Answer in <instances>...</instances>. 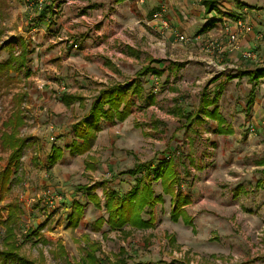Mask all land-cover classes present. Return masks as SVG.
Listing matches in <instances>:
<instances>
[{
    "label": "rangeland",
    "instance_id": "obj_1",
    "mask_svg": "<svg viewBox=\"0 0 264 264\" xmlns=\"http://www.w3.org/2000/svg\"><path fill=\"white\" fill-rule=\"evenodd\" d=\"M5 2L7 5L0 17L4 28L1 40L22 37L33 50L28 63L30 76L11 71L14 81L0 87V131L2 122L17 108H22L25 124L19 127L16 136L31 138L23 148L21 167L13 169V180L0 200L2 218L6 216L2 208L7 203L19 207L15 236L21 253L33 264H78L81 257L79 244L83 246L89 240L99 242L100 251L96 254L102 264H108L106 256L111 257L120 248L125 250L128 264L135 261H150L152 264L255 261V264H264V176L256 179L261 169L254 168V164H261L264 160V131L263 125L252 119V105L246 107L247 101L254 97L249 86L238 81L230 89L232 95L228 96L225 88L229 85V78L219 88L211 84L209 89L210 78L203 84L196 80L188 82L181 76L174 79L175 72H179L181 64L186 61L183 47L190 44L178 40H173L175 46L170 52L164 53L158 47L156 61L152 64L170 62L172 79L166 81L165 76H149L144 69L153 57L147 48L138 51L131 47L138 37L139 24L134 17L139 14L131 13L126 4L124 17L118 22L122 35L114 39L109 48L118 50L121 47L122 56L117 59L119 65L116 54L111 52L102 55L107 72L88 68V65L73 68L55 62L54 68L50 69L42 57L37 59L36 56L40 45L48 51L51 43L48 44L45 36H34L40 30L41 14L48 1L38 14L40 21L35 25L34 9L28 8L24 0ZM152 14L150 18L155 19ZM145 27L150 32L151 27ZM82 37L77 36L75 40ZM143 39L147 37L143 35ZM71 43L75 45L74 40ZM7 55L6 51L1 52L0 59ZM172 63L175 65L171 67ZM208 70L204 69V72ZM117 84L129 86V91L135 89L143 109H134L132 104V114L123 122L100 120L101 128L90 139V149L83 154L70 153L68 144L76 138L73 124L84 117L90 119L89 112L101 88ZM63 95L78 99L65 103L61 99ZM150 96L159 106L158 110L145 107V98ZM135 97L130 94L128 98L132 101ZM214 98H217L216 102L206 108L202 106L203 99L211 101ZM214 106L225 119L223 128L229 125L232 132L217 129L216 122L205 116L204 110ZM261 119L264 120V116ZM150 124L151 130L148 129ZM133 127L136 130L128 132ZM52 146L62 148L63 154L50 165L46 157ZM166 146L169 155L174 156L180 179L176 198L189 199L184 208L190 222L171 218L174 199L161 192L158 180H152L155 193L162 194L163 198L152 208L154 222L151 228L133 229L128 236L119 230H108L107 224H103L99 231L94 230L92 222L99 215L106 216L104 191L123 193L135 182L134 177L119 174V171L133 167L137 161L159 157ZM10 152L0 147V172L9 162ZM87 160L95 167L85 169ZM157 162L155 159L154 164ZM92 183H95V191L100 197V208L94 206L85 192L77 189L79 185ZM73 201L83 205V215L78 226L71 229L66 224ZM147 212L143 213L145 218L149 217ZM41 223L43 228L37 229ZM34 230L36 235H31ZM3 235L0 224V248Z\"/></svg>",
    "mask_w": 264,
    "mask_h": 264
},
{
    "label": "crops",
    "instance_id": "obj_2",
    "mask_svg": "<svg viewBox=\"0 0 264 264\" xmlns=\"http://www.w3.org/2000/svg\"><path fill=\"white\" fill-rule=\"evenodd\" d=\"M48 3L50 9L45 11L40 21V30L34 36L38 38L45 36L48 44L51 43L48 51H45L43 45H40L39 55L36 56L37 59L42 57V60H45V64L50 69L54 68L53 62H55L56 64L65 63L73 68H81L84 65L87 67L88 65V68L102 69L107 72L104 65L106 60L102 55L111 52L116 54V62L119 65L117 59L122 56L121 47L118 50H109V48L112 46L114 39L122 35V29L118 27V22L121 17H124L127 7L131 13L139 14L134 17L136 23L139 24L137 26L138 37H135L134 42L130 44L131 47L138 51L149 49L150 52L148 53L153 58H151L152 61L147 63L149 66L145 67L149 68L147 74L149 76L150 74L165 76L166 81L172 79V72L168 67L170 62L160 61L157 66L152 65L156 61L154 57L158 47H161L164 53L170 52V49L172 50V47L175 46L173 40H178L177 35L192 36L196 33L219 40V43L223 44L228 39V32L237 30L236 21L252 22L255 33H260L261 39L255 40L253 34L244 35L241 33L238 36L236 45L233 46L234 48L226 49L221 54L222 58L219 64L232 65L229 69L231 71L215 74L209 71L204 72V69H207L206 61L209 56L201 49L199 43H190L183 47L186 61L179 68L180 74L178 75V71V73L175 72L176 75L173 78L181 76L183 79H187L188 82L196 80L199 84H203L205 80L210 78L207 89L211 84H216L219 88L229 78V85L225 88L226 91L222 88L228 96L232 95L230 89H233V84L243 81L244 86H249L254 94V97L247 101L246 107L252 105V119L256 120V123L257 121L260 122L264 131V120L261 119L264 116V77L258 79L250 77L253 70L264 68V0H49ZM109 6L113 8L110 9ZM162 6L165 8L163 14L157 17L155 15L157 13H153L155 19H151L152 12L159 11ZM54 9L57 11L55 12ZM145 26L151 27V30H149L151 33L147 31ZM46 28L48 29L46 30ZM143 35L147 39H143ZM77 36L83 37L75 40ZM73 40L75 45L71 43ZM77 48L80 49L77 50ZM247 49L255 52V60L241 58V53ZM50 55L53 56L49 58ZM77 55L85 58L81 59V57H76ZM112 55H110V59H112ZM63 57L66 59L64 60ZM59 58L60 60H58ZM112 61L114 60L112 59ZM174 65L172 63L171 67ZM240 70H243L242 74L239 73ZM185 71H187V74ZM140 83L142 82L140 81ZM205 91L206 89L203 90V93L201 92L202 95ZM132 94L134 97L136 96V99L132 98L130 113L123 120L120 121L114 118V121L123 122L126 120L132 114V104H134V109H143L140 108L136 92ZM145 99L147 101L145 107L159 109L151 96ZM221 100L219 97L218 101ZM214 108H217V106H214ZM218 114L223 118L219 111ZM100 120L105 121L104 119ZM213 121L216 122V128L219 129L220 124L215 119ZM150 126L148 129L151 130L152 124ZM227 128L231 130L229 132H232L229 125ZM135 130L134 127L129 128L128 132ZM262 137L264 138V136ZM165 149H168V147L166 146ZM254 168L261 169L256 179L263 178L264 160L261 164H254ZM250 264H255V261H250Z\"/></svg>",
    "mask_w": 264,
    "mask_h": 264
},
{
    "label": "trees",
    "instance_id": "obj_3",
    "mask_svg": "<svg viewBox=\"0 0 264 264\" xmlns=\"http://www.w3.org/2000/svg\"><path fill=\"white\" fill-rule=\"evenodd\" d=\"M49 1V0H48ZM121 1V0H118ZM5 0H0V17L6 7ZM50 5L47 3L41 16L43 17L45 11H49ZM39 16V15H38ZM4 33V28L0 22V54L3 51L8 53L5 59H0V87L9 85L14 81L11 71L22 73L23 76L29 77L31 74L29 63V55L32 49L28 48V44L22 37L10 38L1 40ZM144 72H149V68H145ZM252 79L264 77V68H257L250 73ZM135 89L129 91V86L117 84L112 87H104L99 90L98 96L95 98L94 106H92L89 116L82 118L80 121L73 124L76 138L71 140L67 149L70 153L83 154L87 152L90 147V139L95 137V133L100 130L99 120L104 119L110 121L116 118L123 120L130 113V94L134 93ZM204 96V95H203ZM65 103L78 98L73 95H63L61 97ZM216 102V98L209 101L202 100V106L208 107L210 104ZM249 104V103H248ZM104 105H107L104 108ZM204 114L208 118L217 120L220 124L221 131H231L223 128L224 119L218 114L217 108L205 109ZM24 110L17 108L12 114L2 122V129L0 131V147L3 150L12 151L9 154V162L6 167L0 172V200L9 189L12 179L13 169L21 167V157L23 155V148L28 145L31 138L17 137L18 129L24 125L25 119ZM78 140H81L80 142ZM170 151L164 149L159 155L146 161H137L131 168L119 171V174H126L134 177L135 182L128 190L123 193L114 191H104L105 202L103 208L106 216L99 215L93 222L92 228L99 231L103 224L108 225V230H119L128 236L133 229H147L153 226L154 217L152 208L157 203L162 202V194H156L152 185V180H158L161 186L162 193H168L171 199H174V207L171 210V218L177 220L181 218L184 223H189V217L184 209V206L189 203L186 197H177L176 190L179 189L180 182L179 175L175 170L174 156L169 155ZM63 154L62 148L52 146L51 152L46 157L48 163L53 165ZM165 154H167L165 156ZM163 155V157L161 156ZM91 159V158H90ZM157 159V164H154ZM92 160V159H91ZM154 164V165H153ZM85 169L95 167L93 162L89 160L85 163ZM14 169V171H15ZM78 190L86 193L87 198L94 204L96 208H100V197L96 193V185L83 184L77 187ZM148 208L150 210H148ZM6 211L5 218H2L0 212V224L4 229L2 237V246L0 248V264H33V261L21 253L20 244L16 241L15 226L17 224V213L20 211L15 203H7L3 208ZM148 211V212H147ZM149 214L148 218L143 216V213ZM83 215V205L73 201L72 212L68 216L67 228H75L78 226ZM43 223L39 224L37 229L43 228ZM128 227V229H126ZM36 230L32 231L31 235H36ZM103 235H106L103 232ZM86 238V237H85ZM172 242L174 239L171 237ZM98 241L84 242L83 246L79 244L81 257L78 264H102V259L96 254L100 251ZM108 264H128L125 258V250L120 248L111 257L106 256ZM71 264V263H67ZM75 264V263H73ZM132 264H152L150 261H135ZM236 264H250L248 261L239 262Z\"/></svg>",
    "mask_w": 264,
    "mask_h": 264
},
{
    "label": "built area",
    "instance_id": "obj_4",
    "mask_svg": "<svg viewBox=\"0 0 264 264\" xmlns=\"http://www.w3.org/2000/svg\"><path fill=\"white\" fill-rule=\"evenodd\" d=\"M28 8H33V21L34 25L40 21L38 14L44 9V6L48 0H24ZM165 11L164 7L155 14L156 16H161ZM237 30L235 32H228V39L226 43L220 44L219 40L213 39L211 37L204 36L202 34H194L192 36H186L183 34L177 35V39L183 43H199L201 49L206 52L209 56L206 61V68L208 71L215 74L219 72H226L231 68L230 64H219L221 61V54L224 53L226 49H233L238 41V36L242 33L244 35L253 34L255 40L261 39V34L254 31V26L250 21L238 20L235 24ZM241 58L246 60H255L256 54L252 50H244L241 53ZM209 66L211 68H209ZM157 85V82L155 81ZM156 89V88H155ZM154 89V91H156Z\"/></svg>",
    "mask_w": 264,
    "mask_h": 264
}]
</instances>
